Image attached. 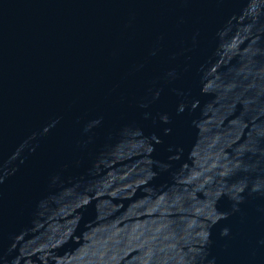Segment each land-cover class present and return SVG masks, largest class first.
I'll return each mask as SVG.
<instances>
[{
    "label": "water",
    "instance_id": "95a60500",
    "mask_svg": "<svg viewBox=\"0 0 264 264\" xmlns=\"http://www.w3.org/2000/svg\"><path fill=\"white\" fill-rule=\"evenodd\" d=\"M0 264H264V0H0Z\"/></svg>",
    "mask_w": 264,
    "mask_h": 264
}]
</instances>
